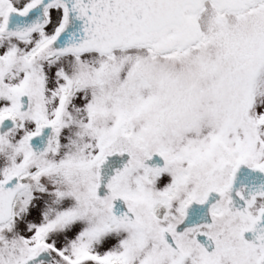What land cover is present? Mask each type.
I'll return each instance as SVG.
<instances>
[{
	"label": "snow or ice",
	"instance_id": "snow-or-ice-1",
	"mask_svg": "<svg viewBox=\"0 0 264 264\" xmlns=\"http://www.w3.org/2000/svg\"><path fill=\"white\" fill-rule=\"evenodd\" d=\"M0 264H264V0H0Z\"/></svg>",
	"mask_w": 264,
	"mask_h": 264
}]
</instances>
